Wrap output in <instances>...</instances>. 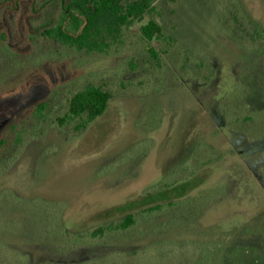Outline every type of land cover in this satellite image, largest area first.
Wrapping results in <instances>:
<instances>
[{
  "label": "rangeland",
  "instance_id": "1",
  "mask_svg": "<svg viewBox=\"0 0 264 264\" xmlns=\"http://www.w3.org/2000/svg\"><path fill=\"white\" fill-rule=\"evenodd\" d=\"M60 17L56 2L39 15L0 9L11 50L0 48V264L264 263V47L250 43L264 0H159L109 54L45 43ZM152 20L163 36L151 42L142 26ZM88 85L111 94L105 114L83 131L61 126ZM195 155L223 157L209 180L193 178ZM167 194L175 209L151 225L65 243V231L140 214Z\"/></svg>",
  "mask_w": 264,
  "mask_h": 264
},
{
  "label": "trees",
  "instance_id": "2",
  "mask_svg": "<svg viewBox=\"0 0 264 264\" xmlns=\"http://www.w3.org/2000/svg\"><path fill=\"white\" fill-rule=\"evenodd\" d=\"M158 1L0 0V9H6L9 13L15 14L24 6H28L34 15H39L50 3L56 2L60 7L61 17L56 25L45 29L41 33L45 43L80 53L109 54L123 42L124 32L136 22H141L146 14L153 12ZM250 32L252 40L249 42L252 45L264 47V30L255 27ZM142 34L145 39L151 42L160 39L163 36L162 26L152 20L142 26ZM1 36H3L4 41L7 40L3 34ZM4 43L0 42V48L3 52L11 51ZM151 51L154 52V50ZM111 99L112 96L108 91L101 87L88 85L72 95L69 99V108L66 115L63 118H58V122L61 126H65L69 122H76V130L83 131L105 114ZM48 103L41 101L33 109L31 115L38 123L44 118L45 111L49 107ZM226 110L227 122L238 124L241 120L237 118L241 114L239 109L234 108L235 116H233L234 119H231L233 122H230L229 119L231 113ZM243 119L247 123L250 116H246ZM7 146L8 139L6 135L0 137V154L4 152ZM222 158L220 156L216 161L214 159L203 161L199 155H195L192 159L193 167H195L193 178L209 180L211 177L209 173L212 169H208L209 171L207 172L206 167L214 168V166H220L218 161H221ZM167 196L168 200L164 204L159 203L155 206L144 208L140 214H129L117 222L102 224L95 230L77 231L73 234L65 231L63 232L65 243L73 248L99 245L108 239L125 235L139 225L147 226L148 220L150 221L149 225H151L154 217L157 218L160 213L171 212L173 207L175 209L177 202L172 200L171 197L173 196L168 194ZM186 196L187 194H185Z\"/></svg>",
  "mask_w": 264,
  "mask_h": 264
}]
</instances>
